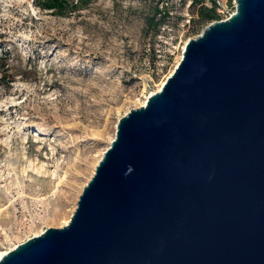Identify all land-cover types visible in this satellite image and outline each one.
<instances>
[{
  "label": "water",
  "instance_id": "water-1",
  "mask_svg": "<svg viewBox=\"0 0 264 264\" xmlns=\"http://www.w3.org/2000/svg\"><path fill=\"white\" fill-rule=\"evenodd\" d=\"M235 3L119 118L69 221L0 264H264V0Z\"/></svg>",
  "mask_w": 264,
  "mask_h": 264
},
{
  "label": "rangeland",
  "instance_id": "rangeland-1",
  "mask_svg": "<svg viewBox=\"0 0 264 264\" xmlns=\"http://www.w3.org/2000/svg\"><path fill=\"white\" fill-rule=\"evenodd\" d=\"M188 1L90 0L56 14L0 0V52L11 49L16 73L0 83V251L70 219L119 118L158 90L187 40L213 22ZM156 8V20L168 15L149 26Z\"/></svg>",
  "mask_w": 264,
  "mask_h": 264
},
{
  "label": "trees",
  "instance_id": "trees-1",
  "mask_svg": "<svg viewBox=\"0 0 264 264\" xmlns=\"http://www.w3.org/2000/svg\"><path fill=\"white\" fill-rule=\"evenodd\" d=\"M90 0H34V3L42 8L51 10L52 13L66 14L72 10L84 8ZM191 5L195 8L197 16L206 21H213L219 18V15L215 7H209L204 3V0H192ZM162 12L159 8L155 9L153 16L149 18L148 25L158 27L162 23V19L168 15L167 11H164L161 17L156 20L157 14ZM163 17V18H162ZM11 49L4 47L0 52V83L11 84L15 80L16 73L13 70L11 62Z\"/></svg>",
  "mask_w": 264,
  "mask_h": 264
},
{
  "label": "built area",
  "instance_id": "built-area-1",
  "mask_svg": "<svg viewBox=\"0 0 264 264\" xmlns=\"http://www.w3.org/2000/svg\"><path fill=\"white\" fill-rule=\"evenodd\" d=\"M191 2H192V0H189L188 5H190ZM204 3L206 5H208L209 7H215V9L219 15V18H217V19L227 18L234 12V10L232 9V5L229 4L228 0H204ZM234 5L236 6L235 2H234ZM186 15H187V18L185 19V22L183 23V25L190 26L191 21H192V15H189V13H187ZM217 19H215V20H217ZM215 20H213V21H215ZM184 48H185V46L182 49V53L184 51ZM175 53H176L175 50L171 51V55H173ZM156 55H157L159 60H162V62H161L162 65H164L167 62V60H164L162 58V54L158 53ZM181 57H182V55H181Z\"/></svg>",
  "mask_w": 264,
  "mask_h": 264
},
{
  "label": "bare ground",
  "instance_id": "bare-ground-1",
  "mask_svg": "<svg viewBox=\"0 0 264 264\" xmlns=\"http://www.w3.org/2000/svg\"><path fill=\"white\" fill-rule=\"evenodd\" d=\"M180 59H181V58H180ZM178 62H179V61H178ZM178 62H177V64H178ZM177 64H176V65H177ZM173 70H174V69H173ZM173 70H172V71H173ZM172 71H171V72H172ZM163 83H164V80L161 82V84H160L158 90L161 88V86H162ZM145 102H146V101H144V102L142 103V105L145 104ZM111 141H112V140H111ZM111 141L109 142V144L111 143ZM101 156H102V155H101ZM101 156L98 158V161H100ZM98 161H97V162H98ZM96 164H98V163H96ZM96 164H95V165H96ZM68 221H69V219L65 220V223H67ZM65 223H64V224H65ZM8 250H9V249H8ZM8 250H1V251H0V258H1V257H2V256L8 251Z\"/></svg>",
  "mask_w": 264,
  "mask_h": 264
}]
</instances>
